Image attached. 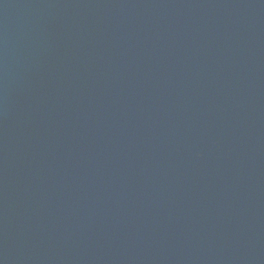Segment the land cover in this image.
<instances>
[{
    "label": "water",
    "instance_id": "1",
    "mask_svg": "<svg viewBox=\"0 0 264 264\" xmlns=\"http://www.w3.org/2000/svg\"><path fill=\"white\" fill-rule=\"evenodd\" d=\"M0 264H264V0H0Z\"/></svg>",
    "mask_w": 264,
    "mask_h": 264
}]
</instances>
